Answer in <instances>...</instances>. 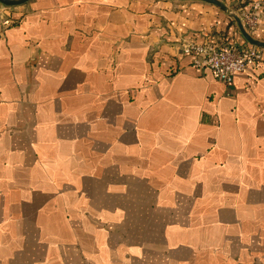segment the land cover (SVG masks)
<instances>
[{"label":"crops","instance_id":"1","mask_svg":"<svg viewBox=\"0 0 264 264\" xmlns=\"http://www.w3.org/2000/svg\"><path fill=\"white\" fill-rule=\"evenodd\" d=\"M221 1L0 2V264H264V69L182 50L253 45Z\"/></svg>","mask_w":264,"mask_h":264},{"label":"built area","instance_id":"2","mask_svg":"<svg viewBox=\"0 0 264 264\" xmlns=\"http://www.w3.org/2000/svg\"><path fill=\"white\" fill-rule=\"evenodd\" d=\"M249 3L250 8L240 9L239 17L244 27L253 32L257 29L264 10V0H251ZM182 50L193 56L196 67L209 68L216 78L228 85L233 83L234 76L238 73L259 67L264 69L263 48L255 45H222L210 40H189L182 43Z\"/></svg>","mask_w":264,"mask_h":264},{"label":"water","instance_id":"3","mask_svg":"<svg viewBox=\"0 0 264 264\" xmlns=\"http://www.w3.org/2000/svg\"><path fill=\"white\" fill-rule=\"evenodd\" d=\"M27 1H29V0H0L1 3L5 4V5H9V6L20 5V4H23ZM203 1L215 4V5L219 6L220 8H222L226 11H230L229 7L226 4H224L221 0H203ZM232 15L234 16L237 23L239 24V27H240L241 32L244 35V37L251 44H253L255 46H259V47H264V41L255 39L250 33L247 32V30L245 29L240 17L236 14H232Z\"/></svg>","mask_w":264,"mask_h":264}]
</instances>
